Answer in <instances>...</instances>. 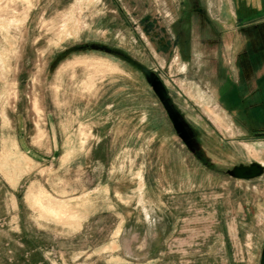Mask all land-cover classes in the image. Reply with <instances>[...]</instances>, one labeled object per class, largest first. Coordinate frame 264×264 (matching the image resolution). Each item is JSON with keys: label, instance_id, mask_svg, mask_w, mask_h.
<instances>
[{"label": "rangeland", "instance_id": "374dc122", "mask_svg": "<svg viewBox=\"0 0 264 264\" xmlns=\"http://www.w3.org/2000/svg\"><path fill=\"white\" fill-rule=\"evenodd\" d=\"M0 264H264V0H0Z\"/></svg>", "mask_w": 264, "mask_h": 264}, {"label": "water", "instance_id": "95a60500", "mask_svg": "<svg viewBox=\"0 0 264 264\" xmlns=\"http://www.w3.org/2000/svg\"><path fill=\"white\" fill-rule=\"evenodd\" d=\"M260 174V167L257 165H251L245 168H239L232 171V176L237 179H251Z\"/></svg>", "mask_w": 264, "mask_h": 264}]
</instances>
